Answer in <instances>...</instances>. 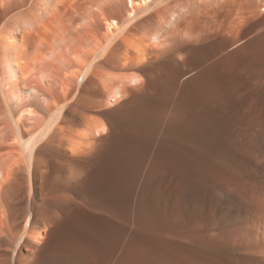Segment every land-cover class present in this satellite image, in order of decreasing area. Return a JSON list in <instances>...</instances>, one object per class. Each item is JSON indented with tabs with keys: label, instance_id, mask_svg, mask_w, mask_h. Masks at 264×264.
<instances>
[{
	"label": "bare ground",
	"instance_id": "bare-ground-1",
	"mask_svg": "<svg viewBox=\"0 0 264 264\" xmlns=\"http://www.w3.org/2000/svg\"><path fill=\"white\" fill-rule=\"evenodd\" d=\"M207 16H214L233 36V44L253 32L264 35V0H0V264L8 258L18 264H72L68 251L80 263L112 260L105 254L108 238L116 245L123 240L122 245L128 229L70 195L55 193L59 177L55 172L44 176L42 157H48L52 168L62 163L70 185L85 175L89 163L109 157L111 149L125 147L134 160L131 149L138 133L150 129L155 116L175 114L184 103L192 108L193 122L212 124L211 110L203 101L211 87L209 74L186 82L189 90L180 105L160 109L153 99L139 97L150 90L146 75L135 70L169 53L173 47L165 43L167 33L179 35L184 24H199ZM177 55L165 61L178 76ZM112 65L115 70H108ZM178 81L176 77L174 88ZM164 90L165 98H172L174 90ZM128 96L132 100L125 101ZM139 101L143 104L134 106ZM238 105L215 111L222 127H243L237 114L245 110ZM256 128L263 137V125ZM258 146L264 149V139ZM240 157L218 155L214 161H199V176L214 190L198 198L196 212L187 203L182 242L139 230L128 238L122 258L134 264H264V161H238ZM135 173L131 169L132 182ZM40 180L51 185L53 193L45 198L43 192L41 198L47 201H35V212L29 209L25 216V186L31 195L41 188ZM133 198L128 200L132 207ZM143 202L140 207L147 208ZM92 206L102 207L96 202ZM20 215L25 218L17 223ZM169 226L156 231L172 234Z\"/></svg>",
	"mask_w": 264,
	"mask_h": 264
},
{
	"label": "rangeland",
	"instance_id": "rangeland-1",
	"mask_svg": "<svg viewBox=\"0 0 264 264\" xmlns=\"http://www.w3.org/2000/svg\"><path fill=\"white\" fill-rule=\"evenodd\" d=\"M188 24V26L184 24V26L182 25V28L180 27L182 32L176 30V32H180V34L178 32L179 35H177V33H174V35H172L171 32L167 33L168 40L166 39L165 43H167L168 47H173L168 54L166 53L164 57H159V59H156L153 62L136 67L135 70L137 72L146 75L150 90L145 93H140L139 97L143 100L153 99L152 103L160 109L167 106V104L170 108L174 106L177 107L180 105V102L182 103L184 95H186L189 90L186 82L193 77H199L202 73H205L204 75L209 74L211 87L207 92L208 98L203 101L211 110L209 112V118H212V124L209 125L208 123L200 124L198 122H193L191 119L193 118L192 115H194L191 110L192 108H189V106H186L184 103L183 106L185 108L182 110L180 109L175 114L173 113L170 115L167 111L168 114L163 113L157 117L158 119L155 116L152 119L151 130L146 129L138 133L136 143L134 141L135 149H131L133 151L134 160H132V157H129V151L125 147L118 151H113V149H111V152L109 151L108 153L109 157L106 156L107 158L105 157L104 161H93L89 163L90 166L87 167L88 171L85 172V175L70 185L66 184L65 175L67 174V169L65 166L62 165V163H59L58 166V163H56V168H52L50 162L48 163V157H42L43 160L45 158L44 161H41V166L43 167H41V169L44 176L46 175L45 177L48 178L53 172H55L59 177V184L54 186L56 190L55 193L57 192L59 195H70L77 203H80L85 208H90L91 210V208L94 207L92 210H98L97 212L102 213L109 218L114 220L117 219L116 221L117 223L119 222L118 224L121 222V225H124L125 227H123L128 229V237L126 242L122 245L120 244L123 240L116 245V243H113L114 240L108 238L107 243L109 242L111 245L112 241V245L106 247L105 254L107 253L106 257L110 256L112 260L105 261L104 264H134L122 257L125 252L124 250L128 238H130L132 233V235H134V233H137L139 230V234L146 233L154 238H164L166 240L182 242L184 219L187 214L185 212L187 203H190V206L195 210V205L199 201L198 198H200L203 193L209 194L214 190L213 187L207 185L205 180H202L201 176H199L197 169L199 168V161H214V159H217L218 155L225 156L230 160L237 159L241 156L240 158L242 159H239L238 161H264V149H261L258 146L262 139H264V135L261 137L259 134L260 131L256 128L259 125H263L264 127V35L261 36L260 34L253 32L245 35V37L241 36L239 42L233 44V36L221 29L214 16L205 17L199 24L191 21H189ZM185 29L195 30L193 32H185ZM164 46L167 47L166 45ZM170 54H178L179 62L175 66L178 76L176 71L174 72L171 69L169 61H165V57L167 58ZM114 65L107 69L111 70L113 68V70H115ZM152 73L154 75H152ZM150 77L154 79L152 80ZM176 77L179 81L178 86L174 88V80ZM149 81L151 84H149ZM193 88L194 85H191L190 89ZM164 89H171L168 92L174 90V96L172 95V98L170 99L165 98L167 93ZM130 100H132V96L125 98V101ZM160 102L162 103L160 104ZM144 103H146V101ZM226 103L231 105L232 108L233 106L235 108L238 104L244 106L245 114L239 113L240 111L237 110V117L240 115L238 117L240 121L238 122H241L240 124L241 126L243 125V127H222V125L219 124L220 120L215 117V111L217 109H223L224 105H227ZM142 104L143 103L139 101L134 104V106H140ZM176 114L178 115L176 116V119H174L173 115ZM146 119L142 118V122L146 123L149 121ZM171 119L173 121H171ZM175 120L178 123L174 122ZM244 121L245 123H242ZM251 141L254 143V145L251 146L252 148L250 147ZM114 157L115 159H113ZM125 157H129L130 161H124ZM174 161H177L178 163H175ZM47 163L50 165L49 167L51 170L48 165H45ZM174 164L178 168H176ZM45 168L47 172L43 171ZM57 169L58 171H56ZM131 169H134L136 172L133 182L131 179L133 176L130 174ZM103 173L106 176H104ZM112 174H114V176H112ZM110 180L112 181L111 183H109ZM115 180L116 182H119L116 189L117 192L114 189L113 182ZM40 181H38V185H40L41 188H39V186L38 188H34L31 195L27 194L28 187L25 186V216L27 214L25 212H28L29 209L30 213L33 214L35 212V206L39 205L41 202H45L44 199L49 198L53 193V187L51 185L46 186V181H41L42 183ZM108 184L110 186H108ZM104 186H108L106 187L108 191ZM46 187H48V189H46ZM58 187L60 188L59 191H57ZM43 192H47V194L45 193L46 197L44 199H42L45 196ZM48 192H50L49 195ZM197 194H199V197ZM25 195H27V199ZM28 195L32 199L28 198ZM130 195L131 197H129ZM32 196H34L35 199H33ZM120 198H122V200H120ZM126 198L128 199L126 200ZM132 198L134 200L133 207L131 202H129L132 201ZM35 201L39 204L34 203ZM138 201H144L143 203L149 204V206H147V208L143 207L142 209L140 207L141 203L139 202L138 205ZM15 202L18 203L17 201H14L13 204H16ZM94 202L102 206L100 207L101 210L99 206H92ZM30 205L33 208H31ZM139 207L141 209H139ZM141 210L142 212L144 210L151 215L146 216L143 212L142 216ZM22 215H20V217H15L17 223L24 220L25 216ZM140 217H145V219L142 218L143 222L140 221ZM150 219L151 222H148L147 220ZM170 224L171 230L173 231L172 234L156 231V229H169ZM112 246L115 247V250L110 252ZM24 252L25 254L27 253L26 251ZM68 253H70L68 255L72 261H70V263L72 264H98V262L91 259L86 263H80V261L77 260L75 253H72L71 251H68ZM44 256L48 258L46 253ZM87 257L91 258V256ZM8 259L9 261L7 260L5 264H18L15 260L16 258H13V261L11 258ZM43 263L53 264L50 263L49 260ZM140 264L151 263L140 262Z\"/></svg>",
	"mask_w": 264,
	"mask_h": 264
}]
</instances>
